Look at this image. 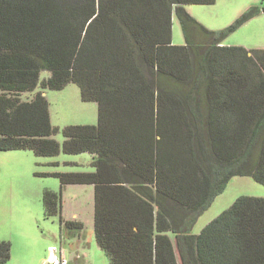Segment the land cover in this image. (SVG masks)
<instances>
[{"label": "trees", "instance_id": "1", "mask_svg": "<svg viewBox=\"0 0 264 264\" xmlns=\"http://www.w3.org/2000/svg\"><path fill=\"white\" fill-rule=\"evenodd\" d=\"M216 1L0 0V151L95 155L94 172L40 174L61 183L45 215L65 222L63 189L94 186L110 264H264V198L241 196L192 233L232 178L264 185V50L224 45L261 10L213 31L185 9ZM69 84L98 124L67 126L60 143L44 93ZM11 249L0 242V264Z\"/></svg>", "mask_w": 264, "mask_h": 264}, {"label": "rangeland", "instance_id": "2", "mask_svg": "<svg viewBox=\"0 0 264 264\" xmlns=\"http://www.w3.org/2000/svg\"><path fill=\"white\" fill-rule=\"evenodd\" d=\"M255 6L260 8L261 13L240 27L225 43L264 50V0H217L213 5H189L186 9L208 29L220 31ZM173 44H185L176 13L173 15ZM49 75V72H44L41 78ZM45 92L50 104L51 122L59 128L53 136L58 142H64L62 131L67 126L98 124V105L83 102L76 84H69L62 91ZM31 97L32 94H24L23 99ZM50 161L60 162V165H49ZM94 171L92 156L87 153H61L47 158L37 157L31 151H0V242H10L12 253H32L37 257L36 264H44L45 261L40 262V258H49L54 248L62 251L66 264H110L96 240L93 186H70L63 193L65 219L81 222L83 229L62 225L60 215H45L44 192H59L61 183L54 176L40 174ZM241 196L264 198V185L247 177L232 178L226 190L199 216L192 233L200 234ZM15 260L5 264H30L29 259Z\"/></svg>", "mask_w": 264, "mask_h": 264}, {"label": "crops", "instance_id": "3", "mask_svg": "<svg viewBox=\"0 0 264 264\" xmlns=\"http://www.w3.org/2000/svg\"><path fill=\"white\" fill-rule=\"evenodd\" d=\"M187 6H189V5H187ZM187 6H185V9H186V7ZM187 10V9H186ZM224 45L225 46H242V45H239V44H236V45H234V44H226L225 42H224ZM244 47V46H243ZM249 50H251V49H249ZM46 96V95H45ZM47 97V96H46ZM85 154V153H84ZM87 154H89V153H87ZM89 155H91L92 156V162H93V160H94V158H95V155H93V154H89ZM48 164L49 165H53V166H59L60 165V162H56V161H50V162H48ZM53 173H58V172H53ZM53 173H51V174H53ZM70 186H84V185H69V186H66L64 189H63V193L65 192V190H66V188L67 187H70ZM94 187V186H93ZM94 199H95V190H94ZM63 205V204H62ZM63 212H64V208L62 209V218H63V220L65 221V222H67V220L65 219V217H64V215H63ZM65 222H63L62 223V221H61V223H62V225H65L66 226V224H65ZM69 222V221H68ZM75 222H78V221H75ZM81 223V222H80ZM67 227V226H66ZM83 229V228H82ZM94 229H95V227H94ZM14 258H16V260H22V259H29V262H30V264H36L37 262V257L35 256V255H33L32 253L30 254V255H22V254H18V253H12L11 254V259H10V261L9 262H11L12 260H15ZM48 259L49 258H45V259H42V258H40V262L41 261H45L44 262V264H46L47 263V261H48ZM15 260V261H16ZM13 262V261H12ZM39 262V263H40Z\"/></svg>", "mask_w": 264, "mask_h": 264}, {"label": "built area", "instance_id": "4", "mask_svg": "<svg viewBox=\"0 0 264 264\" xmlns=\"http://www.w3.org/2000/svg\"><path fill=\"white\" fill-rule=\"evenodd\" d=\"M46 264H66L62 251H58L57 248L52 249Z\"/></svg>", "mask_w": 264, "mask_h": 264}]
</instances>
